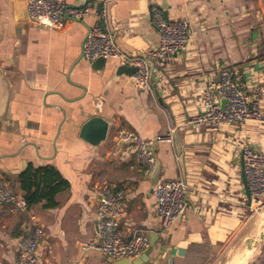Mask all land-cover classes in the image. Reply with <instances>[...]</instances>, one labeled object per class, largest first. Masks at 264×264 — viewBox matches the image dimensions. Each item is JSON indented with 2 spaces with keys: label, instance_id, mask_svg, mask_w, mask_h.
<instances>
[{
  "label": "crops",
  "instance_id": "obj_1",
  "mask_svg": "<svg viewBox=\"0 0 264 264\" xmlns=\"http://www.w3.org/2000/svg\"><path fill=\"white\" fill-rule=\"evenodd\" d=\"M71 7L90 3L88 15L62 29H41L23 19L24 0H0V182L24 195L19 176L29 167H51L67 183L54 198L12 211L0 205V264H17L16 240L34 224L43 230L40 264H107L97 251L81 246L97 239L96 190L124 193L119 228L124 237L155 233L159 218L143 166L116 140L124 128L141 139L173 134L157 144L159 181L186 182L187 209L158 241L166 254L158 264H190L204 246L234 236L250 209L242 183L241 150L264 152V124L195 126L204 83L229 68L242 86L262 91L264 114V7L261 0H65ZM167 10L185 21L184 51L152 60L151 89L132 86L119 74V59L96 69L82 57L87 30L104 12L117 51L146 57L158 47L150 11ZM100 104V107L98 106ZM107 122L97 146L80 138L91 117ZM231 234V235H230ZM227 240V241H228ZM148 264H154L148 263Z\"/></svg>",
  "mask_w": 264,
  "mask_h": 264
},
{
  "label": "built area",
  "instance_id": "obj_2",
  "mask_svg": "<svg viewBox=\"0 0 264 264\" xmlns=\"http://www.w3.org/2000/svg\"><path fill=\"white\" fill-rule=\"evenodd\" d=\"M28 23L41 29H62L68 23L77 22L88 15L92 9L90 3L80 7L68 6L65 0H24ZM96 23L90 27L82 42V57L89 63L101 58L119 59L121 65L137 68L129 75L133 87L150 90L151 61L173 56L184 51L188 40V25L185 21L165 18L159 7L150 11V21L158 34V47L146 57H129L117 51L115 37L107 24L104 12L96 14ZM223 102V106L221 105ZM262 91L257 86H242L237 82L229 68H220L217 81L204 83L201 91L199 113L191 119L195 126L219 127L225 124L242 126L256 122L264 124L261 109ZM100 107V104H98ZM116 140L127 150H133L135 160L143 166L147 175L154 165L155 158L151 152L160 143H173L172 131L153 139H141L132 132L119 128ZM242 172L244 175L250 209L264 208V152L249 148L241 150ZM187 185L183 179L159 181L153 189L155 213L159 218L157 234L166 233L174 222L180 219L187 209ZM96 236L81 246V252L97 251L110 261L138 258L148 247L147 233H134L124 237L119 223L123 218L122 190L106 187L96 190ZM9 205L12 211H27L28 205L22 195L12 193L0 182V205ZM43 237V230L34 224L16 240L17 264H40L38 248ZM72 264H78L74 262Z\"/></svg>",
  "mask_w": 264,
  "mask_h": 264
},
{
  "label": "rangeland",
  "instance_id": "obj_3",
  "mask_svg": "<svg viewBox=\"0 0 264 264\" xmlns=\"http://www.w3.org/2000/svg\"><path fill=\"white\" fill-rule=\"evenodd\" d=\"M261 2L264 7V0ZM245 213L244 219L239 218V224L242 225L234 236L228 240L227 234L220 245L202 247L195 261L190 264H227L226 261L233 255L240 256V264H264V239L259 240V235L264 234V208L257 211L247 210ZM246 238H255L258 245L248 250L244 243Z\"/></svg>",
  "mask_w": 264,
  "mask_h": 264
},
{
  "label": "water",
  "instance_id": "obj_4",
  "mask_svg": "<svg viewBox=\"0 0 264 264\" xmlns=\"http://www.w3.org/2000/svg\"><path fill=\"white\" fill-rule=\"evenodd\" d=\"M163 16L165 18L167 17V10L165 8V6H163ZM23 19L27 20V15H26V11L24 8V13H23ZM105 64V60L104 59H97L94 62V68L99 69L101 67H103V65ZM137 68L135 67H131L129 65H122L118 68V73L119 74H126V75H131L132 73L136 72ZM150 83H153V70L150 67ZM223 102H221V105L223 106ZM107 130H108V124L106 121H104L103 119L99 118V117H91L89 118L81 127L80 130V138L82 140H84L85 142H87L89 145L92 146H97L100 142L105 140L106 134H107ZM152 154L155 158L154 161V165L152 166L151 170L149 171V173L147 175H144V178H152L151 179V187H150V193H153V189L155 187V185L159 182L158 179V172L160 170V163L158 161V159L156 158V154L154 151H152ZM242 183L244 185V190L247 196V201L249 203V197H248V192H247V187H246V183H245V179H244V175L242 172ZM148 238H149V242H148V247L146 248V250L136 259H134L133 261H128V260H119V261H110V264H148V263H153L154 264H158V262L164 258L167 248L165 246H161L160 250L158 252V256L156 257L155 261L152 260L151 258V254L153 252V249L155 248L157 241H158V235L155 233H150L148 234ZM264 239V234L261 233L259 235V240H263ZM244 243L246 245V248L248 250H251L252 248L256 247L258 245V242L255 238H246L244 240Z\"/></svg>",
  "mask_w": 264,
  "mask_h": 264
},
{
  "label": "trees",
  "instance_id": "obj_5",
  "mask_svg": "<svg viewBox=\"0 0 264 264\" xmlns=\"http://www.w3.org/2000/svg\"><path fill=\"white\" fill-rule=\"evenodd\" d=\"M19 181L23 197L29 207L44 201L43 208H54L55 196L67 188V183L51 167L39 169L29 167L19 176Z\"/></svg>",
  "mask_w": 264,
  "mask_h": 264
},
{
  "label": "bare ground",
  "instance_id": "obj_6",
  "mask_svg": "<svg viewBox=\"0 0 264 264\" xmlns=\"http://www.w3.org/2000/svg\"><path fill=\"white\" fill-rule=\"evenodd\" d=\"M239 257L240 256L233 255V256H231V258H229V261L228 262L226 261V263L227 264H240V258ZM241 261L243 263V260H241Z\"/></svg>",
  "mask_w": 264,
  "mask_h": 264
}]
</instances>
